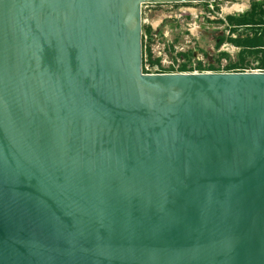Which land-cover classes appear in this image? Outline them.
<instances>
[{
  "label": "water",
  "instance_id": "water-1",
  "mask_svg": "<svg viewBox=\"0 0 264 264\" xmlns=\"http://www.w3.org/2000/svg\"><path fill=\"white\" fill-rule=\"evenodd\" d=\"M177 1L0 0V264H264V71L144 74Z\"/></svg>",
  "mask_w": 264,
  "mask_h": 264
},
{
  "label": "rangeland",
  "instance_id": "rangeland-1",
  "mask_svg": "<svg viewBox=\"0 0 264 264\" xmlns=\"http://www.w3.org/2000/svg\"><path fill=\"white\" fill-rule=\"evenodd\" d=\"M254 0H204L191 2L145 3L141 7L142 64L170 72L185 65L190 72H227L239 64V49L220 39L228 35L225 17L248 10ZM157 60V63L151 61ZM258 60L247 58L246 65L230 72L263 71ZM142 68V69H143ZM213 68V69H211ZM202 70V71H201Z\"/></svg>",
  "mask_w": 264,
  "mask_h": 264
},
{
  "label": "trees",
  "instance_id": "trees-1",
  "mask_svg": "<svg viewBox=\"0 0 264 264\" xmlns=\"http://www.w3.org/2000/svg\"><path fill=\"white\" fill-rule=\"evenodd\" d=\"M225 23L228 35L224 39H220L217 46L223 41L231 44L239 49L238 56L240 58L238 66L236 64L228 66L226 71L242 68L246 65L247 58L258 60L259 69L264 71V0L252 1L248 10L241 14L226 16ZM157 62V60L151 61L152 64ZM165 71L170 72L171 69ZM177 71L184 73L191 70L183 65Z\"/></svg>",
  "mask_w": 264,
  "mask_h": 264
},
{
  "label": "built area",
  "instance_id": "built-area-1",
  "mask_svg": "<svg viewBox=\"0 0 264 264\" xmlns=\"http://www.w3.org/2000/svg\"><path fill=\"white\" fill-rule=\"evenodd\" d=\"M142 68H143V65H142ZM162 71L164 70H161V69L159 70L157 67L154 68V70L150 71V69L146 65H144V68L142 69V72L144 74H163L164 72ZM169 73H173V72H169Z\"/></svg>",
  "mask_w": 264,
  "mask_h": 264
}]
</instances>
